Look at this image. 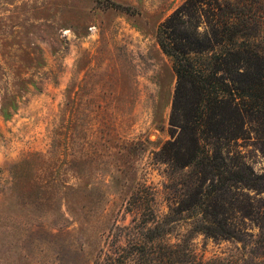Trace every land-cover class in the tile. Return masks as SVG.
<instances>
[{
	"label": "rangeland",
	"instance_id": "rangeland-1",
	"mask_svg": "<svg viewBox=\"0 0 264 264\" xmlns=\"http://www.w3.org/2000/svg\"><path fill=\"white\" fill-rule=\"evenodd\" d=\"M186 1L0 0V264H103L134 212L164 218L178 206L190 211L171 216L173 243L264 264L261 124L238 139L231 114L198 124L201 146L230 170L229 222L253 237L216 241L196 229L191 196L221 176L205 175L202 154L190 159L194 96L175 112L178 79L158 40ZM235 172L254 185L236 183Z\"/></svg>",
	"mask_w": 264,
	"mask_h": 264
},
{
	"label": "trees",
	"instance_id": "trees-1",
	"mask_svg": "<svg viewBox=\"0 0 264 264\" xmlns=\"http://www.w3.org/2000/svg\"><path fill=\"white\" fill-rule=\"evenodd\" d=\"M158 40L172 60L178 79L175 112L184 98L194 96L195 101L189 102L187 112L193 130L190 159L195 163L202 154L209 168L206 167L205 175L221 176L210 191L198 190L191 196L192 209L202 222L196 229L216 241L240 243L245 235H253L229 222L233 208H226L225 195L231 190L232 180L224 177V173L230 170L220 152L212 157L201 146L198 124L209 112L222 120L224 115L231 114L238 127L232 139L241 137L247 123H258L264 128V0H187L161 24ZM168 151L165 147L162 153ZM235 173L239 178L236 183L246 187L254 185L249 177ZM148 195L155 202L156 195ZM140 201L138 192L133 202ZM188 211L173 207L160 218L150 207L143 212L138 209L130 225L117 227L111 252L106 254L103 264H238L233 256L206 259L188 241L172 242L171 216ZM259 243L260 237L250 244ZM262 259L264 263V254Z\"/></svg>",
	"mask_w": 264,
	"mask_h": 264
}]
</instances>
